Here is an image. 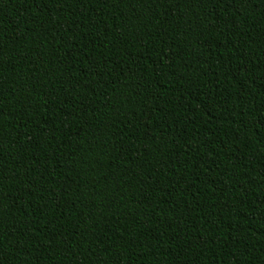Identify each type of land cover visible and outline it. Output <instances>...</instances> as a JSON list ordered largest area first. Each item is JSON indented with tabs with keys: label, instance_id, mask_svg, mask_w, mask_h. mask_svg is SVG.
Instances as JSON below:
<instances>
[{
	"label": "trees",
	"instance_id": "16d2710c",
	"mask_svg": "<svg viewBox=\"0 0 264 264\" xmlns=\"http://www.w3.org/2000/svg\"><path fill=\"white\" fill-rule=\"evenodd\" d=\"M0 264H264V0H0Z\"/></svg>",
	"mask_w": 264,
	"mask_h": 264
}]
</instances>
